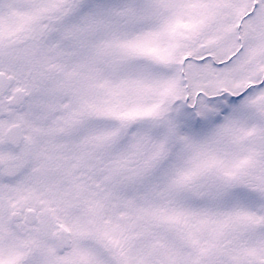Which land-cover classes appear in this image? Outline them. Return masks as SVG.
Masks as SVG:
<instances>
[{
    "label": "snow or ice",
    "instance_id": "obj_1",
    "mask_svg": "<svg viewBox=\"0 0 264 264\" xmlns=\"http://www.w3.org/2000/svg\"><path fill=\"white\" fill-rule=\"evenodd\" d=\"M0 264H264V0H0Z\"/></svg>",
    "mask_w": 264,
    "mask_h": 264
}]
</instances>
